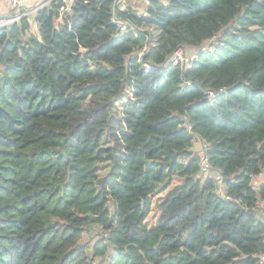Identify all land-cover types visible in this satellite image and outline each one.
<instances>
[{"label":"trees","instance_id":"16d2710c","mask_svg":"<svg viewBox=\"0 0 264 264\" xmlns=\"http://www.w3.org/2000/svg\"><path fill=\"white\" fill-rule=\"evenodd\" d=\"M148 1L118 12L123 31L116 0H75L64 23L54 5L40 9L39 35L28 16L0 29V264L259 263L264 0ZM213 38L191 68L169 63ZM222 87L210 102L205 91ZM177 173L150 228L146 199Z\"/></svg>","mask_w":264,"mask_h":264},{"label":"built area","instance_id":"2783aa9c","mask_svg":"<svg viewBox=\"0 0 264 264\" xmlns=\"http://www.w3.org/2000/svg\"><path fill=\"white\" fill-rule=\"evenodd\" d=\"M74 2L75 0H0V9L2 10V7L4 6L6 7L5 8L6 12H8L6 16H0V29L3 27H8L10 25H13L15 23H19L21 19H23L26 16L29 17L33 15L35 22L36 14L40 9L46 7L52 8L53 5L58 9V17H57L58 23H64L65 21H69V16L72 12V7L74 5ZM128 8H129V3L127 2V0H116L113 11L114 14L113 21L119 26L120 31L126 30L129 24L126 21L120 20L118 18V12L126 11ZM213 39H210L208 41L209 42L208 46L207 45L203 46L198 52L194 53L191 56H185L184 51L182 49L176 50L173 59L169 63H173V64L186 63L187 68H191L202 52L210 51V46ZM147 50H148L147 46H144L140 50V52L135 56L142 59L146 54ZM151 67L152 66L149 63L144 64V69L146 71H149ZM189 83L190 82H188V84ZM226 92H227V88L222 87L219 90L209 89L205 91V94L210 102H214L220 95ZM189 128L191 129V126H189ZM196 140L194 139V141ZM202 143L204 147V152L203 154L200 155V162H199L201 174L214 178L218 185L217 188L218 192L223 193L222 192L223 186L226 182V179L220 171L216 170L213 167L209 159V156L206 154V150H207L206 141L204 140L202 141ZM262 176L264 177V174H262ZM230 180L233 181L234 177H230ZM227 198L230 197L227 196ZM263 205H264V201H261L258 204L257 208L261 209ZM262 217L264 219V212ZM258 264H264V253L260 256V260Z\"/></svg>","mask_w":264,"mask_h":264},{"label":"rangeland","instance_id":"374dc122","mask_svg":"<svg viewBox=\"0 0 264 264\" xmlns=\"http://www.w3.org/2000/svg\"><path fill=\"white\" fill-rule=\"evenodd\" d=\"M127 2L130 4V6H133L139 13H144L145 12V9H146V6L148 5L149 1L148 0H127ZM2 7V6H1ZM6 7H2V10L0 11V16H6V14L8 12H6L5 10ZM30 17V29L27 31L28 34H31V35H39V32H38V25L34 22V16L31 15L29 16ZM209 42H206L204 44V46H208ZM218 44V38H214L213 41L211 42V46H210V50H213L214 47ZM131 94L129 92V96L131 97ZM126 97H124V99L118 101L117 103V107H119L120 109H123L124 106L126 105L127 103V99H125ZM194 151H198V153L200 154H203L204 152V147H203V143H199L197 141H195L194 143ZM104 167H101V170H102V174L105 173L103 172L104 171H109L110 167L108 165V163L106 162V164L103 165ZM183 177L180 176V174H175L173 176V179H172V182L170 184V186L166 189V190H163L162 192L158 193L157 195L155 196H152L151 197V200H150V204H151V212L146 220V224L150 227V228H153L155 227L159 221H160V218L162 216V213H163V210L160 208V205L164 202V200L166 199V197L177 187H179L182 182H183ZM263 180V176L260 175V176H257L254 178V182H253V185H259V183ZM87 230V231H86ZM83 233V236H82V240H81V243H80V246H83L85 247V249H91L90 247V244L87 243V241H91V242H96L98 236L95 234L96 229H86ZM101 257H98L92 264H97L99 263V261H101Z\"/></svg>","mask_w":264,"mask_h":264},{"label":"water","instance_id":"95a60500","mask_svg":"<svg viewBox=\"0 0 264 264\" xmlns=\"http://www.w3.org/2000/svg\"><path fill=\"white\" fill-rule=\"evenodd\" d=\"M150 200H151V196H149L147 199H146V203H150ZM180 254V253H179Z\"/></svg>","mask_w":264,"mask_h":264},{"label":"crops","instance_id":"0c3cea01","mask_svg":"<svg viewBox=\"0 0 264 264\" xmlns=\"http://www.w3.org/2000/svg\"><path fill=\"white\" fill-rule=\"evenodd\" d=\"M1 10V9H0Z\"/></svg>","mask_w":264,"mask_h":264}]
</instances>
